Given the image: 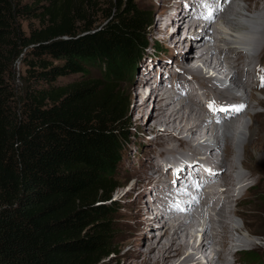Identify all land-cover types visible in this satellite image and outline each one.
Instances as JSON below:
<instances>
[{"label":"trees","instance_id":"1","mask_svg":"<svg viewBox=\"0 0 264 264\" xmlns=\"http://www.w3.org/2000/svg\"><path fill=\"white\" fill-rule=\"evenodd\" d=\"M150 23L133 0H0V264H111L129 141L116 85L136 80Z\"/></svg>","mask_w":264,"mask_h":264},{"label":"bare ground","instance_id":"2","mask_svg":"<svg viewBox=\"0 0 264 264\" xmlns=\"http://www.w3.org/2000/svg\"><path fill=\"white\" fill-rule=\"evenodd\" d=\"M258 1L259 0H238L236 4L234 0H222L220 4L222 11L216 15L212 14L213 19L210 20L201 16L183 19L179 26L177 25L175 28H172L174 30L173 32H178L180 30L184 31L186 27L188 28L187 34H185L183 38L179 37L177 40L178 44H182V42L185 43V41L189 40L190 46L187 51L178 55L174 60H177L175 62L177 65L181 64L183 66V69L179 70L178 74H186L188 70L194 77L195 83L191 81L192 85L188 86L186 81L184 83L185 85L181 86L173 79V83L175 82L174 86H166L163 83L166 81V76L157 75L158 78L153 77L157 86H152L154 85V83L151 82L152 80L149 81V84L134 80L130 87H128L127 92L133 100V107L129 110L128 115L138 114L139 121L145 125V128L157 134V139L165 141V145H168L177 138L185 137L197 147L202 148L205 145H209V149L212 153H218V157L221 160V167L224 166V170L229 172V179L219 180L221 184H225L224 187L226 188L232 185V183L229 182L230 177L233 178V175L239 177L242 174L239 172L240 170L237 171L238 168L235 165L236 163L234 164L233 161L230 160V157L222 152V149L227 148L228 152H232L235 159L241 162V169L245 170L246 161L250 157V148L253 149V152L262 149L264 136H259V132H262V130L264 131V127L261 128V126H259L258 121L254 120L252 114L244 116L245 113H247L246 111H248L247 100L244 103V109L238 113L231 112L224 115H211L208 110L210 101L204 102L202 99L198 100L193 96L196 94L199 96L202 95L199 90L204 92V96L206 92L210 93L212 96V92L215 93L216 90L213 88L214 86L210 84L208 88L204 80L210 83V80L213 79L212 77H214V79H221L220 77L225 75L228 65L231 66L234 71L233 78L230 81L231 86L242 81L244 77L249 75L248 70H239L240 61L243 58L241 52H234L231 50L232 48L220 49L218 47L219 43L226 40H224V37L220 36L222 29L215 21L217 20L216 17L219 16V20L224 21L233 30L247 29V21L260 18L259 15L254 17L247 15V12L249 13L251 11V3L257 4ZM192 2L198 3L204 2V0H192ZM242 4L245 6L247 5L248 9H245ZM160 5L165 9L167 0H161ZM233 5H236V8H234ZM199 10L201 11V9H198V12ZM225 14L226 16H224ZM156 24L162 25L164 33L167 31L171 25V21H169L166 12L158 16ZM192 30L193 33H191ZM207 31L213 33V35H207ZM261 41L263 40L261 39L260 42ZM206 45L208 46L206 47ZM184 46L185 45H183L182 48L186 50ZM261 53H264V43ZM263 59L264 55L261 57V61ZM149 62H147L142 69L146 75L149 73L147 68ZM205 66L212 67L213 71L211 75L202 71ZM152 74L153 72L149 75L152 76ZM199 78H201V80H199ZM182 80L185 81V79ZM143 84L146 86H142ZM148 86H150V91L147 95H144L143 91L145 87ZM246 86L248 87L247 83ZM152 88H154V90H152ZM228 88L231 87L228 85ZM244 94L245 99L250 98L251 100L253 97L251 91L245 90ZM213 96L214 97L210 99H216L218 104L225 102L227 98H229L220 93ZM149 101L151 102L149 103ZM257 103L259 107L261 102ZM247 117H250L251 124L246 120ZM148 120H150V122ZM185 144L190 145L189 143ZM191 149H193L192 151H195V153L198 151L197 148L192 147V145ZM200 152L199 162L205 161L208 163L207 159L209 158V154L207 151V154L203 153L202 150ZM175 155V153L168 150H162L160 153V157L163 158L164 162L167 161L168 163H173L170 159H174ZM202 159L205 160L202 161ZM195 160L196 159H190V163L184 167V171L182 170L183 172H181L179 178H177L176 175L175 177L173 176L172 186L163 183L165 180L159 174L161 171H153L147 178L138 177L137 183L133 184L132 187L130 186L131 189L129 194L139 190L141 192V198H146L148 194L157 196V198H159V203L149 202L147 208L141 203V209H146V215H150V212H153L156 213L157 218L160 216V218L163 219L161 224L151 223L150 229L155 232L149 234L145 233L135 242V248H138L145 239H148V243H151L149 250L146 252L144 262L140 264H168L173 257H179L181 259L180 264H195L194 261L196 262L200 257L206 259L204 264H222L224 262L223 255L225 254V256L228 255L230 257L231 251L234 249L233 245L230 244H242L238 245V247L245 244L244 242H238L235 240L236 238L233 239L230 234H232V232H236L239 235L245 232L249 235L251 234L247 229L237 225L235 221L237 212L232 210L231 212L227 209L231 207L232 203L229 196L230 190H225V192L222 193V195H225V198H216V178L223 175L224 170L222 169V171L218 172L215 178H210V176L205 175L202 170L203 167L207 166V163L201 165L203 166L201 167L202 169L192 167L191 163L196 162ZM220 160L218 162H220ZM261 161H263V158L259 157V163ZM163 166H161V168L166 169L165 166ZM165 171L163 175L166 174ZM186 172H190L192 175V177L189 178V184H191L192 187H196V182L200 181V178H198L199 176L204 179L203 183L211 185V187H208L212 189L211 192L206 193V200L209 201L208 208L205 209L198 206L200 198L196 190L195 197L198 198V202L192 199L194 197H191V200L187 203L184 200L181 207L176 206L174 194L178 193L177 184L182 185V181L186 180V177L182 178L184 177L183 173L185 174ZM156 175L157 177H155ZM250 175L254 176L252 172ZM240 179L251 180L248 179V176L240 177ZM174 185L176 186V190L171 193L170 188L174 187ZM150 186L151 188L149 191H146V187ZM129 188L126 189V192ZM188 192L190 193L191 191L189 190ZM248 192L249 190L247 193ZM160 193L162 194L160 195ZM169 203H171V205ZM165 207H169V209H165ZM214 218H216L217 221H213ZM202 219H206L207 223L204 226L205 229L203 228L202 233L199 234L197 228ZM198 236H200L199 240H197ZM126 264H139V262L129 260Z\"/></svg>","mask_w":264,"mask_h":264},{"label":"rangeland","instance_id":"3","mask_svg":"<svg viewBox=\"0 0 264 264\" xmlns=\"http://www.w3.org/2000/svg\"><path fill=\"white\" fill-rule=\"evenodd\" d=\"M215 1H217L218 3L219 1L222 2V0L219 1L204 0V2L194 3L192 2V0H167V6L164 9L160 5L161 0H133V3L136 4V6L140 10L149 12V18L152 23V24L150 23V26L146 29V36H148L147 34L149 33L148 37L150 41V48L147 52V56L142 60L139 66V73L136 78L137 81L144 82V84L150 83L149 81L153 80V77L158 78L157 75L159 76L165 75L166 81L163 83L166 86L173 87L175 82L183 86L185 85L184 83L186 81L188 86L192 85V82L190 80V77L192 75L190 74V72L186 69L187 70L186 74H178L179 73L178 71L183 69V66L181 64L177 65L175 63L177 60H174L177 58L178 55H181L182 53L187 51V49L190 46L189 40L185 41V43L181 41L182 44H178V40H177L180 35L182 36L180 37L183 38L185 34H187L186 32L188 31V28L187 29L185 28L184 31L180 30L178 32H173L174 30L172 28H175L177 26L176 25L177 22L179 26V24H181L180 22L183 19H188V18L191 19L193 17H200V16L205 18L210 10L212 11V14L214 15L218 14L220 11H222L220 10L222 8H220V5L217 6V2L215 3ZM23 2L32 5L36 3L37 0H23ZM237 2L238 0L235 1L234 3L237 4ZM208 4H211L212 7L211 8L208 7L207 6ZM195 5L198 6V8ZM242 5L245 7V9H248L247 5L246 6L244 4ZM233 6L234 8H236V5ZM251 6L253 10L251 8L250 9L251 11L249 13L247 12V15L250 17L259 15L260 17L259 19L254 18V20L252 21H247L248 27L247 29L244 30L243 29L233 30L226 24L222 26L221 29L223 31L222 30L221 31L222 33H224L223 34L224 38L227 39L228 41L233 40L237 42L240 46L244 47L245 49H248L250 52H255V51H259L260 48L262 50L264 43V0H259L257 4L251 3ZM195 8H197V10ZM198 9H201V11L199 10L198 12ZM163 12H166L169 21H171V25L169 26V28L165 33L163 32L162 25L156 24L158 16H160V14ZM224 16H226V14ZM218 17H216L217 20L219 19ZM93 20H98V17H94ZM173 20H177V21H173ZM217 20L215 21L216 23L219 22ZM33 24L36 27L38 25L37 22ZM22 28L25 32H28L26 22L22 24ZM191 33H193V30ZM206 34L213 35V33H209L208 31L206 32ZM261 39L263 41L260 42ZM156 43H158L161 46V51H158V55H160L161 57L156 55L153 49ZM183 45H185L184 48L186 50L182 48ZM207 46L208 45H206V47ZM165 49L168 50V53L167 50ZM244 54L246 53L244 52ZM147 62H149L147 67L149 70L148 75H146V73L142 71L143 66ZM242 63L239 66V70L240 68H242ZM24 70L25 69L23 68L21 62H18L16 65V71L19 72V74H22L23 76ZM89 72L92 76L99 75V70L93 67L89 69ZM151 72H153L152 76L149 75ZM77 77L78 76H76V78ZM173 79L175 81L174 83H173ZM182 79H185V81H183ZM61 81L62 83H68L71 82L72 79L69 78L61 79ZM132 82H133L132 80H128V78L124 77L122 80L117 81L118 84L116 85L118 96L121 98V102H120L121 118L123 119V121L127 123L129 122L128 123L129 141L128 143L127 141L124 142V150L122 153L123 158L118 168L116 184H121L120 186L126 184L127 188H129L130 186L132 187L133 184L137 183L138 177L147 178L152 174L153 171L155 172L161 171L159 174L165 180L163 183L172 186L173 179H171V181L169 182L170 177L173 178V176L175 177L176 175L177 178H179L181 172L184 171L183 170L184 167L188 165V163H190L191 158L196 159L195 161L198 163L194 167L201 168L203 167L201 166L203 163H207L204 161L205 159H202V161L204 162H199V155L201 154L200 152L201 150L203 151V153L209 154V158L207 159L208 161L207 165L210 164L209 165L210 168L215 167V163L213 161L218 162L220 160L218 157L219 155L218 153H212L209 149V145H205L202 148H200L195 146L193 142H190L185 137L177 138L172 142H170L168 145H165V141L157 139V134L152 132V130L145 128V125L141 121H139L138 114L136 115L131 114L130 116L128 115L129 110L133 107V100L131 99V96L127 94L128 87H130ZM16 85L19 88L23 89L22 81L20 80V78L16 80ZM225 85L226 83L224 82V86H221L219 88L224 89ZM229 86L233 88L231 85ZM231 88H228L229 89L228 91L233 93V95H236L235 92L240 90L239 86L236 88V91H234L235 88L233 89ZM20 91L22 92V90ZM21 92L19 96H22ZM200 94L202 95L199 96L196 94L192 96L196 97L198 100L202 99L204 102H208V101L211 102L213 100L210 99L211 97L212 98L214 97L213 94L211 96L210 93L206 92L204 96L203 91ZM251 94L253 96L251 100L250 98L249 99L246 98L248 111H246L247 113H245L244 116H246L247 114H252L254 120H257L259 126H261L262 128L264 127V87L261 86L259 88H256L255 90H252ZM203 98L204 99L206 98L205 100L207 101H205ZM150 102L151 101H149V103ZM257 102H261V105L259 107L257 106L258 104ZM255 112L260 113V115L259 114L255 115ZM246 120L248 121L249 124H251L250 117H247ZM148 121L150 122V120ZM259 136H264L263 130L262 132L261 131L259 132ZM180 142L183 144H181ZM185 143H189L190 145H186ZM191 145L192 147L197 148L198 151H196V153L195 151H192L193 149H191ZM261 148L262 149L260 151L257 150V152H253V149L250 148V157L246 161L245 170L241 169V162H238V160L235 159L232 152H228L227 148L222 149V152H224L225 155L229 156L230 160H232L234 164L236 163L235 165L238 168L237 171L240 170L239 172L242 174L239 177L248 176V179L251 180L248 181L247 183L251 185L255 184V187L249 189L248 193L245 192L243 196L244 199L240 204H238L235 207V205L232 204L234 202H232L231 207L227 208L230 211L232 210L237 212L236 215L237 217L235 218L237 225L247 229L251 233L250 235L247 232L241 233V235H239L236 232H232V234H230L233 239L236 238L235 240H237L238 242L245 243L243 246L237 248L239 250H242V252L240 254L234 255L233 257L234 263L236 262V264H250L249 262H244L243 260L240 259V256L246 252H252L254 255L263 253L262 255L263 259L256 264H264V143ZM162 150L172 151L173 153L176 154L174 159H170L174 164L168 163L167 161L164 162L163 158L160 157V153L162 152ZM259 157L263 158V161H261L260 163H259ZM196 162H193L191 164L193 165ZM163 165L165 166L166 169L161 168V166ZM221 168L223 170L225 169L224 166ZM164 171L166 172L165 175H163ZM251 172L254 174L255 177L250 175ZM183 176L184 177L182 178L186 177V180L182 181V185L177 184L178 193L174 194L175 196L174 198H176L175 203L177 207L178 206L181 207L183 204L182 202L184 200L187 203L189 202V200H191V197H195L196 195L195 194L196 191L193 189L191 184H189V178L192 177L191 173L190 172H186L185 174L183 173ZM155 177H157V175ZM219 177H218L219 180L227 179L229 177V172L227 170L226 171L224 170L223 175ZM236 177L238 176L233 175V178L230 177L229 182H231L232 185ZM198 178H202V177L199 176ZM231 186H229L228 188H231ZM131 187L128 189L127 192L125 191L126 189L125 190L115 189V191L112 194L111 201L117 203L116 206L119 207V211L115 216V220L117 224V232H118L116 238L117 253L112 259L111 264H126V262L129 260L137 261L139 262V264L144 262V259L146 257V252L149 250L151 243H148V239H145L138 248H135V242L139 240L145 233L149 234L151 232H155V231H151L150 229L151 223L161 224L163 222V219L160 218V216L157 218L156 213L150 212V215L148 214L146 215L145 212L146 209L145 208L141 209V203L144 204L147 208L149 202L159 203L158 202L159 198H157V196H154L153 194L150 195L148 194L146 198L145 197L141 198L140 196L141 192L139 190H136L134 193L129 194ZM150 188L151 186L146 187V191H149ZM170 190L171 193L174 192V190H176V186L174 185V187H171ZM189 190L193 191L194 194H190L188 192ZM161 194L162 193H160V195ZM240 194L241 192L238 193V195ZM180 196L186 198H180ZM169 204L171 205V203ZM169 204L167 205L170 206ZM166 208L169 209V207H165V209ZM201 221L206 225L207 223L206 219H202ZM213 221H217V219L214 218ZM234 244L242 245L238 243H234ZM223 257H224L223 260L224 262L228 264L232 263L233 260L228 255L225 256L224 254ZM180 262L181 259L179 257H173L168 264H180ZM224 262L222 264H224Z\"/></svg>","mask_w":264,"mask_h":264},{"label":"snow or ice","instance_id":"4","mask_svg":"<svg viewBox=\"0 0 264 264\" xmlns=\"http://www.w3.org/2000/svg\"><path fill=\"white\" fill-rule=\"evenodd\" d=\"M207 6L210 8L212 7L211 4H208ZM220 10H222V9H220ZM205 18L210 19V20L213 19L212 12L211 11L208 12V14ZM261 82H262L261 86L264 87V76H261ZM244 107H245V105L240 104V105L220 106L219 108H217L215 101H213L209 104L210 109H215L218 111H229L230 110L232 112H240L244 109ZM206 171H208L210 175H214V173L211 172V169H206ZM174 183H175V181H174ZM196 187L199 190V188L202 187V185L199 182H196ZM193 200L198 202L197 197H194Z\"/></svg>","mask_w":264,"mask_h":264}]
</instances>
